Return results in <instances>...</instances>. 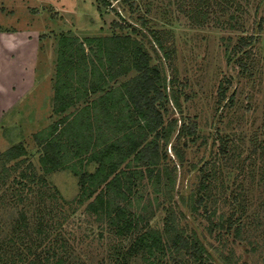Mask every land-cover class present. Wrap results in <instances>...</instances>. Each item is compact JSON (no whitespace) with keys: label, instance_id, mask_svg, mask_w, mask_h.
<instances>
[{"label":"rangeland","instance_id":"1","mask_svg":"<svg viewBox=\"0 0 264 264\" xmlns=\"http://www.w3.org/2000/svg\"><path fill=\"white\" fill-rule=\"evenodd\" d=\"M197 2L0 0V29L27 23L39 26L40 34H48L46 27L50 26L55 35L50 42L56 51L65 32L79 39L102 37V62L96 56V40L85 45L84 52L90 56L87 64L93 57L103 71L108 66L107 48L116 42L109 37L130 34L143 44L151 54L149 64H156L165 78V82L156 81L162 93L155 104L164 124L176 120L165 148L159 140L161 153L166 152L159 168L168 167L174 179L166 178V169L162 170L166 181L157 186L147 177L140 178L129 209L165 238V218L174 214L178 226L184 228L180 232L190 236L194 232L208 252L202 264H264V22L258 25L264 16V0H233L228 5L211 0L205 17L202 11L206 8ZM155 35L165 49L159 47ZM241 37L249 42L235 53ZM120 53L123 65L130 69L119 74L114 84L130 83L139 72L131 67L132 52ZM237 58L242 60L236 62ZM56 62L57 58L55 66ZM12 114L16 115L0 109V244H4L0 255L17 260L14 254H26L25 240L30 245L39 236L33 227L40 206L43 220L52 223L50 236L59 233L67 241V264H115L109 253L112 245L120 240L127 244L128 239L113 234L105 219L86 209V201H77V178L68 171H42L40 149L32 145L35 125L26 127L22 115L14 118ZM183 125L186 133L177 139ZM20 142L25 154L10 159L3 155ZM21 170L43 174L47 182L28 181L31 189L22 188L24 200H15L21 186L13 178L19 179ZM22 211L29 227L21 226L20 234L29 238L12 243L9 237H15L14 228L24 221ZM190 254L185 248L169 251L163 263L173 264L176 259L179 264H198ZM33 255L20 259L22 264H28ZM130 264H142L141 258L133 257Z\"/></svg>","mask_w":264,"mask_h":264},{"label":"trees","instance_id":"2","mask_svg":"<svg viewBox=\"0 0 264 264\" xmlns=\"http://www.w3.org/2000/svg\"><path fill=\"white\" fill-rule=\"evenodd\" d=\"M219 5L230 4L233 0H219ZM211 0H198L197 5L206 8L202 11L204 17L207 10L211 9ZM224 2V3H223ZM239 4V3H238ZM239 6H237L238 8ZM208 10V11H209ZM264 16H260L258 25H262ZM156 42L161 49H165L159 36H156ZM250 41L252 40V35ZM116 40L112 47L107 48V68L105 71L96 66L94 58L90 63L89 54L85 53L84 46L96 40L99 47V61L102 62L100 55L102 46V37L86 36L79 39L78 36L71 34H61L58 39L57 62L53 77L54 94L52 97L53 111H61L70 103L81 101L85 103L83 106H77L69 113H78L81 115L83 111L90 112L92 119L88 124L78 116L73 118L72 122H76L79 127L65 124L61 131L57 132L58 123H63L68 119L69 115L62 116L57 123L50 124L43 131L35 133L37 140L45 143L44 152L39 155V163L43 172L48 173L55 169L61 168L58 157L62 156V145L58 141L65 132L68 141L76 144V153L79 155V142L88 145V158L96 162L93 171L78 170L77 183L79 193L77 201H86V209L99 214V218L105 219L110 231L122 239H128V243H114L110 250V258L115 264H130L133 257L139 256L142 264H164L163 259L167 252H176L183 248L190 249L193 261L198 264L205 263L209 254L202 242L193 235H185L177 224L176 217L167 215L164 222L163 231L167 234L164 237L159 229L149 226V223L142 222L136 213L129 209L132 203L131 195L138 191L139 179L147 177L151 179L153 185L164 181L162 173L166 169V178L173 181L172 171L164 166L159 168L160 160L164 158L166 152L161 153L159 140L165 148L171 135L172 125L175 119L164 124V117L158 105L155 104L156 98L161 97V88L157 85L158 81L164 80V75L160 74L159 67L156 64H149L150 52L140 42L133 38L130 34L114 35L109 37ZM245 38L241 37L240 42L235 44V53L248 44ZM131 45V46H130ZM120 51H131L133 55V64L139 74L135 76L132 82L114 84V80L119 74L129 70V65H123ZM81 54L79 57L77 53ZM164 53L166 57L170 54ZM117 56V57H116ZM78 57V58H76ZM76 58V60H75ZM102 60V61H101ZM242 58H237L236 62ZM243 64V63H242ZM241 62L239 65H242ZM89 66V69H87ZM117 66L118 69H114ZM244 66V64H243ZM77 75L79 79L77 80ZM157 81V82H156ZM153 90L152 96H148ZM94 97L91 98L90 96ZM91 108V109H90ZM86 124V125H84ZM89 128V131H83V128ZM73 128L69 133V129ZM94 128V131L92 130ZM185 132V126L177 132L178 139L180 133ZM39 141V142H40ZM69 142L68 144H70ZM25 146L23 143L11 145L3 152L6 158H14L25 154ZM176 154L179 158H183L180 148L176 147ZM146 167L147 172L145 173ZM163 170V171H162ZM172 174V175H171ZM19 179L13 178L21 189L15 192V200H24L23 190L25 187L31 189L30 182H40L43 185L47 179L43 174H37L34 171L19 172ZM28 177V180H26ZM164 178V179H163ZM166 181V180H165ZM28 185V186H27ZM41 195H45L41 192ZM138 199L139 196L136 195ZM43 200V198H42ZM41 207H37V220L34 222V231L39 235L32 238V243L25 240V252L27 255L34 254L29 258L28 264H67L65 252L67 250V241L59 233L50 236L52 223L43 220ZM23 222L18 223L14 228V236L9 237L10 242L26 237V234H20L21 226H28L27 218L24 212H21ZM24 230V229H23ZM35 234V233H34ZM31 237V233H29ZM29 237H26V239ZM43 240H48L45 244ZM4 245V244H3ZM0 244V250L3 248ZM17 247V246H15ZM41 247L40 251H36ZM16 253L21 260L27 255ZM2 264H22L20 259L7 258L4 259L0 255ZM173 264H179L176 259Z\"/></svg>","mask_w":264,"mask_h":264},{"label":"crops","instance_id":"3","mask_svg":"<svg viewBox=\"0 0 264 264\" xmlns=\"http://www.w3.org/2000/svg\"><path fill=\"white\" fill-rule=\"evenodd\" d=\"M23 26L9 30L0 29V109L15 112L16 115L12 114L14 118H19V112L23 111L21 115L25 126L35 125L31 133L32 145L33 143L35 146L37 144L40 155L44 152L45 143L41 142V139L37 140L35 133L43 131L52 123H57L66 114L69 117L63 123H58L57 132L61 131L65 124H70V127L73 125L79 127L80 124L72 122L79 113L75 115L69 112L85 103L77 101L75 104L70 103L61 111H53V77L57 51L52 47L53 42H50V39H54L55 35H52V31L49 29L54 28L46 27L48 34L43 32L40 34L39 31L42 29L39 26L27 23H24ZM87 111H83L78 116L84 122L86 121V124L93 118ZM27 119L31 122H28ZM88 129V127H84L82 130L86 132L90 130ZM72 130L73 128H70L69 133ZM92 130L94 131V128ZM67 134L65 132L61 135L62 138L58 139L62 145L61 152L63 153L61 157H58L61 168L53 171L63 170L66 173L68 171L75 178H77L78 170L93 171L97 164L88 158L89 148L85 140L78 144L81 152L78 155L75 152L76 144L68 141L72 136L67 138ZM69 142L71 143L68 144Z\"/></svg>","mask_w":264,"mask_h":264}]
</instances>
